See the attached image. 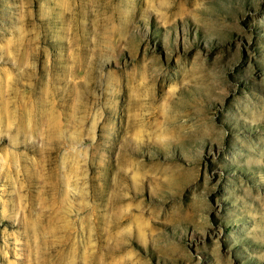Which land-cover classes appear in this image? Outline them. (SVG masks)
I'll return each instance as SVG.
<instances>
[{
	"label": "rangeland",
	"instance_id": "374dc122",
	"mask_svg": "<svg viewBox=\"0 0 264 264\" xmlns=\"http://www.w3.org/2000/svg\"><path fill=\"white\" fill-rule=\"evenodd\" d=\"M0 264H264V0H0Z\"/></svg>",
	"mask_w": 264,
	"mask_h": 264
}]
</instances>
